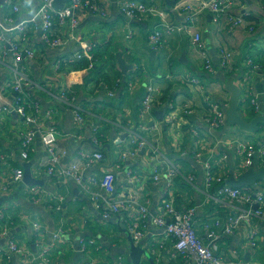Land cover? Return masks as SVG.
I'll return each mask as SVG.
<instances>
[{
    "label": "crops",
    "instance_id": "0c3cea01",
    "mask_svg": "<svg viewBox=\"0 0 264 264\" xmlns=\"http://www.w3.org/2000/svg\"><path fill=\"white\" fill-rule=\"evenodd\" d=\"M21 6V15L17 22L29 18L30 12H35L37 3L34 0H13ZM123 0H97L99 8L103 13L93 15L87 9H80L77 12L79 27L74 31L78 40L93 44L92 61L93 66H86L83 69L77 65L62 66L55 71L54 65L57 61L70 58L79 53L81 46L78 43L70 45L69 51L51 50L46 48L40 41L38 31L31 34L29 46L34 48L36 59L25 60L19 68V73L29 82V89L33 98L37 101L39 110L44 114L48 110H54L55 115L51 120L42 116V130L54 126L59 133L60 147L73 153L76 149L92 150L90 144L91 129L99 127L108 141L103 148L108 161L116 162L117 147H113L111 141L116 136H122L125 129L138 123L139 100L145 92V87L151 78H154L155 87L164 95L173 96L183 106L189 107L193 114L187 118L192 129L198 132L196 135L185 132L183 129L170 132L163 124L164 106L163 103L155 108L154 123L159 129L163 150L167 155H174L179 150L177 143L183 140L185 148L194 146L201 154V160L212 166H216L223 155H226L225 168L232 170L235 164L234 151L229 148L237 138H232V129L239 132V136L246 140L257 139V133H248L237 127H230L226 124L219 130L211 132L204 126L201 116L210 112L213 104L219 108L228 106L230 94L226 91L224 83L226 77L219 70V52L225 49L235 55L233 70L243 71L244 62L251 57L261 65L262 71L259 77L254 80L255 92L259 101L264 105V0H234L232 13L234 15L248 14L247 22L237 31L230 33L227 23L221 20L215 25L209 12H203L189 24V32L163 31V49L159 52L151 51L147 44V35L153 29L157 20H150L144 23H134L122 18L117 4ZM160 7L166 12V22L173 26H180L187 18L183 12L187 9L197 8L201 0H156ZM225 1V0H222ZM8 5L5 0H0V13L3 14ZM36 8V9H35ZM0 14V15H1ZM245 19V20H246ZM249 27H253V33H249ZM56 34L67 36L69 27L67 24L55 26ZM193 35L200 38L203 45L204 57L201 52L192 46ZM129 37V38H127ZM1 51V47H0ZM211 62L215 70L214 74H207L204 70V62ZM24 61V62H25ZM120 62L126 68L122 71ZM12 60L7 58L2 62L0 53V113L2 108L12 107L14 96L11 85L14 81V74L11 70ZM75 66V67H74ZM100 72L102 78L100 79ZM231 74V75H233ZM169 79H166V76ZM185 76L198 78L201 83L199 88L192 86L187 88L182 82ZM45 83V84H43ZM47 84V85H46ZM237 84V82L235 83ZM258 87L260 88L259 91ZM105 88L116 93L111 101L105 96ZM61 92L68 98H72L73 105L78 106L85 114V122L77 127L73 122L70 106L59 100ZM179 96V97H178ZM221 106V107H220ZM239 106V101H238ZM239 112V108H238ZM240 114V112H239ZM251 120L250 117H245ZM0 122V185L7 183L14 168H21L25 173L24 166H29V176L43 190L44 200L58 198L62 201L61 210L51 213V210L42 206L30 204L23 190L28 187L24 183L11 189L8 194L0 195V209L5 206L13 207L15 228L12 232L17 238L25 241L35 256L36 248L32 240L30 230L37 224L42 230H47L43 235L45 245L50 240V234H60L64 229L68 232V243L62 248V253H57L58 264H81V258L76 259L75 245L82 239H95L100 249L96 264H117L122 258L125 264H132L129 259L130 236L125 230L124 218L116 216L109 221L115 225L111 227L107 222L99 220L101 212L94 209L89 198L69 178H51L38 168L42 154V146L38 140L35 141L37 153L31 155L26 162L20 160L19 149L21 136L30 130L22 120L13 113L7 114ZM78 135L75 140L70 136ZM122 145L127 142L123 136ZM264 140V138H262ZM256 141V140H254ZM145 157L142 151L139 158ZM191 162L190 160L187 162ZM192 163V162H191ZM68 164V160L64 161ZM194 171L201 181L202 168L200 164H194ZM98 167L84 174L85 183L89 185L90 176L98 175ZM125 171L118 174L120 180H124ZM227 174L226 170L223 172ZM148 174L142 180L147 178ZM94 189V187H92ZM184 190V191H182ZM140 200L149 203V211L157 209L163 202L159 194L160 187L147 183L142 191ZM174 202L181 210L194 207L197 209L196 222L199 237L206 234L204 223L211 217L224 210L216 207L212 201H205L201 193L187 188L185 185H173L170 189ZM199 207V209H198ZM10 210V209H9ZM257 224V222H256ZM255 224V225H256ZM263 234V243L258 255L260 264H264V226H259ZM158 231L150 228L140 249L144 250L148 257L142 256L138 264H184L170 260L171 246L166 243L165 248H159ZM249 231L240 227L238 232L231 237L224 238L219 243V251L227 261L244 264L252 259V252L244 247V240ZM0 264H19V258L9 254L0 241Z\"/></svg>",
    "mask_w": 264,
    "mask_h": 264
},
{
    "label": "built area",
    "instance_id": "2783aa9c",
    "mask_svg": "<svg viewBox=\"0 0 264 264\" xmlns=\"http://www.w3.org/2000/svg\"><path fill=\"white\" fill-rule=\"evenodd\" d=\"M34 1L37 3V9L35 8V12H30V17L20 23L17 20L21 15V6L13 0H5L8 7L3 14L0 13L2 62L10 58L11 70L14 74L11 85L14 105L1 109L0 122L7 114L13 113L26 126H30V130L20 139V160L26 162L31 155L37 153L35 141L38 140L42 146L41 155H43L39 160L38 168L51 178H69L89 198L95 210L103 211L99 217L101 222H107L113 217L122 215L125 231L131 237L135 247H140L150 228H154L158 231L156 243L158 247L165 248L166 243L170 244L172 262H178L180 259L184 264H244L241 261L239 263L227 261L219 251V243L224 238L234 236L240 227H245L249 233L243 245L252 252V259L245 264H260L258 255L263 243V234L259 226H264V180L258 182L254 188H244V191L231 188L224 181L230 174L238 178L248 169L264 167V140H262L264 125L257 132V139L246 140L239 136L236 129H232V138H237L233 144L229 145L235 156L232 170L225 168L226 155L221 157L216 166H212L202 162L201 154L194 146L185 148L183 140L178 141L179 150L176 153L171 151L173 158L163 150L158 127L156 125L152 128L148 127L149 123L155 121V108L164 101L163 124L170 132L176 133L175 131L183 129L185 132L196 135L198 131L192 129L189 125L190 121H187L193 112L189 107L173 100V96L164 95L159 91L154 85L155 79L151 78L138 103V123L125 129L124 135L116 136L111 141L112 146L117 147L116 162L110 163L106 158L103 148L107 146L108 141L96 126L91 129L90 144L93 149H76L75 152L69 153L60 147L58 141L60 135L54 126L42 130V116L51 120L55 111L48 110L44 114L40 112L38 103L29 89V82L19 73V68L24 60L36 59L34 48L29 46L31 34H35V31H38L41 43L51 50L59 49L68 52L73 43L81 46L79 53L55 63L56 72L62 66L84 60H88L91 66L93 63L89 59L92 57L95 46L78 40L74 35V31L80 24L77 12L80 9H87L93 15L103 16V13L97 0L83 2L69 0L62 10H56L53 7L54 0ZM234 3H236L234 0H201L197 8L183 12L187 14V18L180 26H173L166 22L167 14L156 0H123L117 6L122 18L126 21L141 24L157 20L147 35V44L151 51L159 52L163 49V31L189 32V24L203 12L211 14L215 25H218L221 20L228 19V32L237 31L244 25L248 14L234 15L232 13ZM59 24L68 25L67 36L56 34L55 26ZM253 31V27H249L248 32L253 33ZM192 38V46L204 57L200 38L194 35ZM234 63L235 55L221 49L218 63L220 72L225 76L235 73L237 69L233 70ZM204 70L209 75L215 73L208 60L204 62ZM261 71L260 64L251 57L246 58L242 79L236 84L241 91L238 108L243 118L253 119L262 112L264 105L258 99L254 84V80L261 75ZM166 79H169L168 75ZM182 82L187 88L195 86L202 90L201 81L198 78L185 76ZM105 96L112 101L116 93L105 88ZM59 100L70 106L74 124L77 127L82 126L85 122V114L78 106L73 105L72 98H68L64 92H61ZM219 104L224 107L219 108L218 104H213L210 112L201 116L204 126L211 132L219 131L225 126V104ZM123 136L128 140L122 145ZM70 137L79 139L78 135ZM142 151L145 157L140 159ZM65 160H68V164H64ZM189 160L194 164H200L202 168L199 185H197L199 177L194 169L186 164ZM95 166L99 168L98 175H91L90 184L87 185L84 174ZM123 170L126 182L118 178V174ZM225 170L227 174L223 173ZM147 174V178L142 180ZM23 179L24 171L21 168H14L7 183L0 185V195L3 197L11 189L21 186ZM147 183L158 185L159 194L163 198L162 204L152 211H149V203L140 200ZM176 184L196 190L203 195L205 201H212L216 207L226 209L227 214L215 213L203 224L206 231L204 238L199 237L197 233V209L192 207L181 210L175 204L170 189ZM23 195L34 206H42L54 213L61 210V199L52 197L44 200L43 190L39 186L26 187ZM14 210L16 211L15 208L8 206L0 209V241L3 247L9 254L19 258V264H58L59 254L57 253H62V248L67 245L68 232L63 229L60 234L51 233L50 240L45 245L43 235H47V230H42L34 224L35 229L30 230L37 250L34 256L25 241L12 235L11 231L15 228ZM74 253L83 255L81 264H96L100 249L95 239H82L76 242ZM117 264H125L124 259L120 258Z\"/></svg>",
    "mask_w": 264,
    "mask_h": 264
},
{
    "label": "water",
    "instance_id": "95a60500",
    "mask_svg": "<svg viewBox=\"0 0 264 264\" xmlns=\"http://www.w3.org/2000/svg\"><path fill=\"white\" fill-rule=\"evenodd\" d=\"M68 2L69 0H54L53 7L56 10H62ZM120 67L122 71L126 69L121 62ZM242 76L243 71L240 69L237 75L233 74L225 79L224 86L226 91L230 94L228 106L225 110V122L230 127H237L240 130L248 133H257L259 129L264 125V106L262 108L261 114L251 120H246L239 114L238 101L241 95V91L235 83L240 81L242 79ZM259 89L260 88L258 87V90ZM29 166L30 165L27 164L24 166L25 173L23 183L27 186H34L37 185L38 182H35L30 178ZM262 180H264V167L260 169H248L238 178H235L232 174H230V176L226 179L225 184L234 189L254 188L255 185ZM123 231L125 232V230ZM128 240L130 242L129 259L132 264H138L142 256L148 257V254L144 250L133 245L131 237H128ZM75 255L76 259L82 257V254L80 253H75Z\"/></svg>",
    "mask_w": 264,
    "mask_h": 264
},
{
    "label": "trees",
    "instance_id": "16d2710c",
    "mask_svg": "<svg viewBox=\"0 0 264 264\" xmlns=\"http://www.w3.org/2000/svg\"><path fill=\"white\" fill-rule=\"evenodd\" d=\"M83 1H85V0H82V2ZM232 14V13H231ZM228 20V19H227ZM226 19L224 20L226 23H227V29L229 28V24H228V21H227ZM246 22H247V19L245 20ZM245 24V23H244ZM25 61V60H24ZM22 62V64L21 65H23L24 63H27L26 61L25 62ZM30 61V60H29ZM81 62H85V60L84 61H81ZM81 62H76V63H74L73 65H77V64H79V63H81ZM89 66V62H86V64L85 63H83V64H79V66L80 67H76V69H83L84 67H86V66ZM75 67V66H74ZM227 77V76H226ZM102 78V72H100V79ZM43 84H45V83H43ZM47 85V84H46ZM13 93V92H12ZM13 105H14V102H13ZM187 164V166L188 167H190V168H194V166H193V164L191 163V162H189V163H186ZM228 176H226V178H227ZM225 182V181H224ZM215 187V186H214ZM246 189V188H245ZM244 188L243 189H241V191H244L245 190ZM247 189H251V188H247ZM51 213H54V212H51ZM221 214H227V211H226V209H224L223 211H221L220 212ZM122 216V215H121ZM123 217V216H122ZM103 223H105V222H103ZM107 224L108 225H110L111 227L113 226V227H115V225L113 224V223H111L109 220H108V222H107ZM98 241V240H97ZM98 246H99V244H98ZM99 249H101V250H103L104 248L103 247H99Z\"/></svg>",
    "mask_w": 264,
    "mask_h": 264
},
{
    "label": "rangeland",
    "instance_id": "374dc122",
    "mask_svg": "<svg viewBox=\"0 0 264 264\" xmlns=\"http://www.w3.org/2000/svg\"><path fill=\"white\" fill-rule=\"evenodd\" d=\"M0 223H1V221H0Z\"/></svg>",
    "mask_w": 264,
    "mask_h": 264
}]
</instances>
